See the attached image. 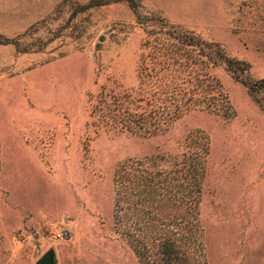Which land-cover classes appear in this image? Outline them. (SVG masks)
<instances>
[{
	"label": "rangeland",
	"instance_id": "1",
	"mask_svg": "<svg viewBox=\"0 0 264 264\" xmlns=\"http://www.w3.org/2000/svg\"><path fill=\"white\" fill-rule=\"evenodd\" d=\"M262 80L264 0H0V264H141L117 170L198 154L208 264H264Z\"/></svg>",
	"mask_w": 264,
	"mask_h": 264
},
{
	"label": "trees",
	"instance_id": "2",
	"mask_svg": "<svg viewBox=\"0 0 264 264\" xmlns=\"http://www.w3.org/2000/svg\"><path fill=\"white\" fill-rule=\"evenodd\" d=\"M196 42L200 50L208 44ZM216 50L224 54L220 46ZM203 158L198 154L174 170L161 164L164 155L129 158L117 170L115 218L125 226L141 264H208L199 211L198 167ZM189 161L192 168L187 167Z\"/></svg>",
	"mask_w": 264,
	"mask_h": 264
},
{
	"label": "water",
	"instance_id": "3",
	"mask_svg": "<svg viewBox=\"0 0 264 264\" xmlns=\"http://www.w3.org/2000/svg\"><path fill=\"white\" fill-rule=\"evenodd\" d=\"M36 264H58L57 255L54 248L46 251L36 262Z\"/></svg>",
	"mask_w": 264,
	"mask_h": 264
},
{
	"label": "built area",
	"instance_id": "4",
	"mask_svg": "<svg viewBox=\"0 0 264 264\" xmlns=\"http://www.w3.org/2000/svg\"><path fill=\"white\" fill-rule=\"evenodd\" d=\"M55 239H66L69 237V231L67 229H59L53 232L52 235Z\"/></svg>",
	"mask_w": 264,
	"mask_h": 264
}]
</instances>
